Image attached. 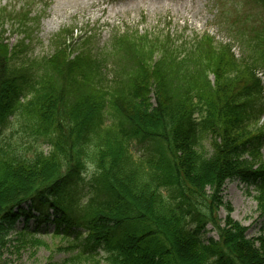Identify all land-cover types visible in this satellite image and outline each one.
I'll return each instance as SVG.
<instances>
[{
	"label": "trees",
	"instance_id": "1",
	"mask_svg": "<svg viewBox=\"0 0 264 264\" xmlns=\"http://www.w3.org/2000/svg\"><path fill=\"white\" fill-rule=\"evenodd\" d=\"M6 24L21 33L14 46ZM39 24L24 6L0 11V248L20 215L37 210L54 229L32 235L69 239L79 249L73 260L264 264V236L248 238L230 205L219 216L235 178L254 185L264 213V32L256 54L239 59L234 43L208 36L126 30L94 52L90 31L77 38L63 29L53 54L33 58ZM110 57L124 61L112 76ZM13 119L43 143L3 136ZM209 225L217 239H205Z\"/></svg>",
	"mask_w": 264,
	"mask_h": 264
},
{
	"label": "rangeland",
	"instance_id": "2",
	"mask_svg": "<svg viewBox=\"0 0 264 264\" xmlns=\"http://www.w3.org/2000/svg\"><path fill=\"white\" fill-rule=\"evenodd\" d=\"M22 6L29 8L31 16L40 21L35 31H31L33 41L29 43V54L33 58L53 54V37L63 33V29L65 33L72 28L78 29L75 32L77 38L82 36V32L90 31L95 35L94 52L101 51L116 35L129 30L149 33L158 40L169 34L188 42L205 36L214 38L216 43L232 42L233 51L239 59L256 54L257 36L264 32V0H0V11L5 7L9 10ZM4 30L11 46L22 38L17 27L6 24ZM114 60L109 58L110 76L124 64L123 60ZM260 70L264 72L263 68ZM209 78L214 81L213 75ZM151 86L162 91V97L165 96L160 80L153 78ZM151 96L154 100L153 93ZM256 104L261 105L260 102ZM22 124L13 119L10 125L1 128V134L11 136L13 142H21L25 146L34 144V137L24 132ZM42 143L40 139L34 147ZM205 146L211 147V141L207 140ZM133 150L137 154L142 153L143 145L135 143ZM33 152L31 148L28 156H32ZM92 171L90 168L85 175L86 181ZM256 194L253 184L239 178L229 179L223 189L224 206L219 211L224 221L229 212L227 206L230 205L232 218L247 227L246 234L250 239L264 236V213L256 201ZM25 208L29 209L30 205ZM30 213V218L20 215L9 230L5 244L0 248V264H99L97 260H73L79 249L72 246L69 239L37 232L33 236L36 228L43 230L49 227L53 230L54 224L47 221L39 223L36 218L40 213L37 210ZM207 230L206 240L218 238L211 225ZM33 237L43 242H33Z\"/></svg>",
	"mask_w": 264,
	"mask_h": 264
}]
</instances>
